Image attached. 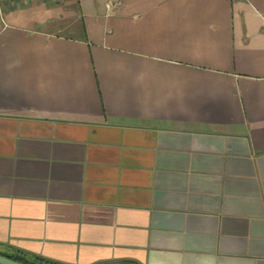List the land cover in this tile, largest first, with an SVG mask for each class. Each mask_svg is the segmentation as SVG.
<instances>
[{
	"label": "crops",
	"instance_id": "crops-1",
	"mask_svg": "<svg viewBox=\"0 0 264 264\" xmlns=\"http://www.w3.org/2000/svg\"><path fill=\"white\" fill-rule=\"evenodd\" d=\"M0 252L264 264V0L0 3Z\"/></svg>",
	"mask_w": 264,
	"mask_h": 264
},
{
	"label": "trees",
	"instance_id": "trees-1",
	"mask_svg": "<svg viewBox=\"0 0 264 264\" xmlns=\"http://www.w3.org/2000/svg\"><path fill=\"white\" fill-rule=\"evenodd\" d=\"M0 253L7 255V256H10L16 260L22 261V262L27 263V264H56V263H52V262L45 261V260L30 261L23 254H20V253H15V254H6V253H2V252H0Z\"/></svg>",
	"mask_w": 264,
	"mask_h": 264
},
{
	"label": "water",
	"instance_id": "water-1",
	"mask_svg": "<svg viewBox=\"0 0 264 264\" xmlns=\"http://www.w3.org/2000/svg\"><path fill=\"white\" fill-rule=\"evenodd\" d=\"M0 264H27L22 261L16 260L10 256L0 253Z\"/></svg>",
	"mask_w": 264,
	"mask_h": 264
},
{
	"label": "rangeland",
	"instance_id": "rangeland-1",
	"mask_svg": "<svg viewBox=\"0 0 264 264\" xmlns=\"http://www.w3.org/2000/svg\"><path fill=\"white\" fill-rule=\"evenodd\" d=\"M27 1L29 0H0V3L12 7V6L23 5Z\"/></svg>",
	"mask_w": 264,
	"mask_h": 264
}]
</instances>
